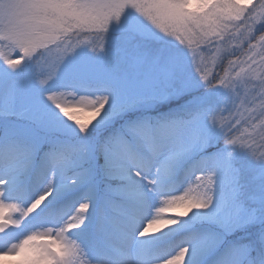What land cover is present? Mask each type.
Returning a JSON list of instances; mask_svg holds the SVG:
<instances>
[{"label":"snow or ice","instance_id":"1","mask_svg":"<svg viewBox=\"0 0 264 264\" xmlns=\"http://www.w3.org/2000/svg\"><path fill=\"white\" fill-rule=\"evenodd\" d=\"M0 260L264 264V0H0Z\"/></svg>","mask_w":264,"mask_h":264},{"label":"rangeland","instance_id":"2","mask_svg":"<svg viewBox=\"0 0 264 264\" xmlns=\"http://www.w3.org/2000/svg\"><path fill=\"white\" fill-rule=\"evenodd\" d=\"M79 118L82 120H86L88 118V113L87 112H82V113H78ZM0 264H15L14 260H9V261H3L0 260Z\"/></svg>","mask_w":264,"mask_h":264}]
</instances>
